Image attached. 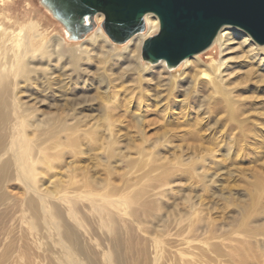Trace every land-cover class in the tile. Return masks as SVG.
<instances>
[{"label": "rangeland", "instance_id": "374dc122", "mask_svg": "<svg viewBox=\"0 0 264 264\" xmlns=\"http://www.w3.org/2000/svg\"><path fill=\"white\" fill-rule=\"evenodd\" d=\"M12 1L0 3V23L15 33L33 23L41 30L36 37L28 33V45L19 54L0 48V137L5 139L0 167L13 166L0 190V259L12 260L21 252L27 264H170L173 258L181 264L180 256L198 253L204 245L206 257L219 264H264V77L252 70L247 49L235 42L226 56L232 68L224 87L243 102L249 122L247 142H230L240 130L222 137V109L206 119L209 104L220 98L212 94L209 80L197 81L200 111L171 109L165 115L164 98L157 103L146 97L151 92L145 85L154 86L158 70L143 59L142 49L127 63L128 41L110 39L92 47L91 36L71 40L39 0ZM201 54L205 63L220 60L219 53ZM148 66L153 69L140 72ZM183 99L177 101L183 105ZM73 114L87 124L74 136L84 133L79 142L51 122ZM89 126L100 139L92 140ZM110 133L115 142L107 140ZM26 142L40 166L27 177L17 174L12 162ZM34 196L47 204L38 218L29 203ZM52 202L64 222L49 209ZM67 230L75 236L66 237ZM157 246L161 258L155 263Z\"/></svg>", "mask_w": 264, "mask_h": 264}, {"label": "bare ground", "instance_id": "6f19581e", "mask_svg": "<svg viewBox=\"0 0 264 264\" xmlns=\"http://www.w3.org/2000/svg\"><path fill=\"white\" fill-rule=\"evenodd\" d=\"M11 1L12 0H0V3L6 2L7 4H9ZM0 5L1 6L4 5V3L3 4H0ZM104 21H105V15L102 14V13L96 14L92 19L89 18V17H86V19L84 21V24H89L90 26L93 25L94 26L93 29L95 28L94 31L91 30L92 32L90 31L86 36H84L82 38V39L85 38V40H86V39H88V37L91 36L90 37V40H89V43H90V45H92V47H97V45L100 42H102L104 44H108L109 42H111L110 41V38L107 36V34L105 33V31L103 29V22ZM144 23H145V30H144V32H139V33L135 34L134 36H132L128 40V43L124 46V54H127V57L125 58L124 61L127 62V63L130 62L131 60L133 61V56L131 55L132 53H134V52H138L139 53L140 50L142 49L144 43L148 39L157 36L159 34V32H160V21H159V18L155 14H152V13L146 14L145 17H144ZM39 29H40V26L37 25L36 23H33L29 27L28 30H25L24 28L21 27V29L18 32L15 33L14 31L8 30L7 27H5V25H3L2 23H0V48H1V50L10 52L12 54L13 53H18L19 54L20 51L28 45L27 44V41H28L27 40L28 33L32 34L33 37H36V36L39 35V33H38ZM66 33H67V38H69L71 40H74L71 37V35L68 33L67 30H66ZM82 39H80V40H82ZM235 42L238 43L239 45H241L243 48L247 49L246 52H247V54L249 56L248 62L250 63V65H252V68H253L252 70L254 71V73H256L257 76L264 77V46L255 45V43H253L252 39L250 38L249 34L247 32H245L244 30L239 29V28H236V27H232V26H224L217 33V35L213 39L211 45L207 49H205L204 51H202V52L199 53V54H201V53L205 52V54H207V55H216L215 53H219L220 60H211L209 63H205V59L203 58V55L202 54L201 55L195 54V55H193L191 57H188V58L184 59L183 61H181L177 65L178 68H179V71L177 73H173V71L169 70L168 67H167L168 65H167L166 61L165 60H161L158 63L153 64L154 66H157V67H154V68L156 70H158V74H157L158 76L156 75L152 79L153 81H155L154 83L156 85L154 83H153L154 86H152L151 84H146L145 85L146 90H148V91L151 92V95L150 96H146V97L148 99L151 98L154 102H157V103L163 102V99L162 98H164L165 99L164 100L165 103H162L163 106L165 107V109L162 111V112H164L163 114H165V112L167 110H171V109L172 110L173 109L174 110H179L181 112H185V111L191 112V109L200 111V108L203 106V104H202V101L199 98V94H201L202 91L197 88V81L198 80H201L202 81V80L207 79V80H209V86H210V88L212 90V94L213 95L220 94L219 95L220 98L217 99V100H215L211 104H209L210 106H209V108H207V114H206V116L208 115V117L206 119L207 120L212 119L211 116L213 114L217 113L218 112V109H222V113L225 114V117H223L222 119L218 120L219 125H221L223 128L226 127V129H225L226 132L224 133V135L222 137L224 139H226L227 137H229L232 134L231 132H233L235 129H239L240 130L239 133H238L239 136H237L235 139H230V142H247L246 139H247L248 135L244 131V129L247 127V124L249 122L247 121L248 118H244L243 117L244 114H245V112H246L245 111V106L242 104L243 103L242 101L237 100L235 97L232 98L231 97V93H232L231 90H227L224 87V82L226 81L225 78L226 77L229 78L231 76L230 69L232 68V66L229 65V61L230 60L228 58H226V56H227V54H229V52L233 51L230 46L233 43H235ZM131 46H132V48H131V50H129L128 48L131 47ZM58 57H60L59 54H58ZM149 63L150 62H148V64ZM150 64H152V63H150ZM73 67H75V66H73ZM135 68L136 67H133V69H135ZM18 69H19V65H18ZM152 69L153 68L149 69V66L148 67H142L141 70L138 69V68H136L135 69V73L138 74L139 70H140V72H144L145 73V71H147V70L150 71ZM130 70L131 69H127V71H130ZM21 71H22V73H25V71L23 69H21ZM148 74H149L150 77H152L153 75H155L152 72H149ZM164 74H166L168 76L167 79H163L162 78ZM139 77H140V75H139ZM188 78L190 80H187ZM181 82H182V86L179 84ZM160 89H163V90H160ZM163 92H166V94L165 95H162ZM180 96H183V98H184L183 99V105L180 102L177 101V99ZM129 103H131V102L129 101ZM242 108H243L244 111L242 110ZM74 115L75 114L68 115V116H66L64 118H58V119L57 118H51V122H52V124H59V125H61V127H63L64 136L66 138H69L73 142H79L80 140H78V139H81V137L84 136V133L80 135V138H75L74 136L78 133V131H77L78 129H80V128H86L87 124L86 125H83L82 123H85V121H82V120L76 118ZM165 115H167V114H165ZM2 118H3V116H0V131H1V128H2ZM70 121L72 123L67 125V123L70 122ZM87 134L88 135H91L92 140H98V139L101 138L98 135H95L93 126H89V131H87ZM170 137H175V134H170V132H169V138ZM107 140H109L110 142H115V136L112 133H110L109 136L107 137ZM215 140H216V142H222L223 141V139H219V138L218 139H215ZM244 140H246V141H244ZM262 142H264V140ZM4 143H5V139H3L2 137H0V152L4 148ZM33 143H35V142H33ZM16 145H18V144H16ZM29 145L30 144H28L27 142L24 143L21 147L18 145L20 147V152H19V150L18 151L16 150L18 148H16V147H15L16 149L13 148V150H16L17 152L20 153L19 155H15L14 154L16 156L15 157L16 162H14V161H12V162L13 163H16L15 166H17V168L16 167H14V168L17 169V174H21L22 176L24 175L25 177H27L29 175H32L33 172H34V170H35V168H37V167L39 168L40 167V166H38L39 160H37L36 155H35L36 152L34 153L32 151V149H31V146L32 145L30 147H29ZM37 147H39V145ZM37 147H35V148H37ZM5 148H6V146H5ZM40 148L43 150L42 147H40ZM8 150H10V149H8ZM40 152H42V151L39 150V153ZM2 158H1V161H2ZM48 159L49 158L46 157V161L44 160L45 161V166L48 164L47 163L48 162ZM37 162H38V164H37ZM10 168H13V166L11 167V165L9 163H5V162L0 167V190H3V186H5V184H7L5 182H7V178H8V176L11 173V169ZM40 169L43 170V169H45V167L43 169L42 168H40ZM36 170H38V169H36ZM35 172L37 173V171H35ZM36 173H35V175H36ZM39 175H40V173H39ZM5 188H7V187H5ZM32 188L35 191H39L40 190L37 185L33 186ZM41 201L42 200H39V198L37 196H34V198H30V200H29L30 207L34 210L36 218L39 217V215H40L39 214V211H40V209L44 205V204H42ZM43 203H45V202H43ZM46 205L47 204H45L44 207ZM49 205H51L49 207V209L52 208L53 211H55L54 213L59 214V210H58L59 208H58L57 205L53 204V202L52 203H48V206ZM29 213H30V211H29ZM59 218L60 219H63L62 222H64V218L60 217V214H59ZM22 221H23V219H22ZM48 221H49V219H48ZM50 221H52L51 218H50ZM31 222H33V221L31 220ZM57 223H59V221ZM80 225L82 226V224H80ZM52 226H55V225H52ZM64 226H66V225H64ZM203 227H204V225H203ZM84 228L86 229V225H85ZM34 229H36V227ZM66 229H67V227H66ZM191 229H193V228H191ZM209 229H211V227ZM16 230H18V229H16ZM84 233H87V232H84ZM113 233H116V232L114 231ZM47 234H48V231H47ZM42 235H44V234H42ZM73 235L75 236V234H71L68 230H67V232H65V236L66 237H69V238L71 237L72 238ZM3 238H4V235H3ZM44 238H45V236H44ZM52 238H55V237H52ZM52 238H51V240L53 242V239ZM113 238H114V236H113ZM59 239H60V237H59ZM188 240H189V238H188ZM23 241H24V238H23ZM199 241L201 242V238H200ZM46 242H47V240H46ZM108 242H110V241H108ZM43 243H45V242H43ZM117 243H118V241H117ZM60 244H61V242H60ZM63 244H65V242ZM113 244H115L114 241H113ZM145 244H148V243L145 241ZM152 244H153V242H152ZM156 244H158V243H156ZM189 244H190V242H189ZM7 245L8 244H6L5 247H8L9 246V245L8 246ZM13 245H17V244H14L13 243ZM66 245L68 246V244H66ZM130 245H132V244L130 243ZM2 246H3V244H2ZM51 246H52V244H51ZM111 246H112V244H111ZM151 246H153V245H151ZM61 247H62V245H61ZM203 247H204V245H203ZM203 247L202 246L201 247L199 246L198 248H196L197 250L195 249L198 253L190 254V255H184L183 254L182 256H180L181 257L180 258L181 259V264H219L218 261H220V260H218V261L216 259H215L216 261L215 260H212V259L210 260V259H208L206 257V253H205ZM87 248H88V246H87ZM130 248H132V247H130ZM148 248H150V247H148ZM63 249H65V248H63ZM1 250H3V249L1 248ZM69 250L70 249H68V251ZM6 251H7V249H6ZM7 254H9V253H7ZM152 254H153L152 255L153 261H155V263H157V260H159L161 258V255H160V251H159V247L158 246L155 248V251ZM92 255H95V254H92ZM118 255H119V253H118ZM73 256L75 257V255H73ZM78 256L81 257V255H78ZM65 257H66V254H65ZM80 257H79V259H81ZM101 258H102V256H101ZM141 258H142V256H141ZM164 258H165V256H164ZM8 259H9V257L7 259L1 258L0 259V264H7V262H8V264H27V262L25 260V255H22L21 252H19L18 255H15V257L12 258V260H10V259L8 260ZM61 259L63 261L68 260V259H65L64 257L61 258ZM122 259H124V258H122ZM152 259H150V260L152 261ZM251 259L253 260L254 257L253 256H247V257L245 256V260L246 261L247 260H251ZM103 260H104V258H103ZM141 260H143V259H141ZM80 261H81L80 262L81 264L84 263V262H82V260H80ZM99 261H102V259L101 260L98 259V262ZM161 261H162V259H161ZM164 261L167 262L168 260L167 261L164 260ZM174 261L176 262V259L173 258L170 261L171 262L170 264H174L175 263ZM94 262H95V260H94ZM120 262H122V261H120ZM239 262L242 263V264H244L243 263L244 262L243 260H240ZM89 263H91V262H89ZM124 263H125V261H124ZM139 263H141V262H139ZM112 264H113V262H112ZM245 264H247V263L245 262Z\"/></svg>", "mask_w": 264, "mask_h": 264}, {"label": "water", "instance_id": "95a60500", "mask_svg": "<svg viewBox=\"0 0 264 264\" xmlns=\"http://www.w3.org/2000/svg\"><path fill=\"white\" fill-rule=\"evenodd\" d=\"M74 40L86 36L93 25L86 17L105 15L103 29L116 44L126 43L145 30L144 17L155 14L160 32L142 47L145 61L165 60L176 67L184 59L207 49L224 26L247 32L264 45V0H39Z\"/></svg>", "mask_w": 264, "mask_h": 264}]
</instances>
